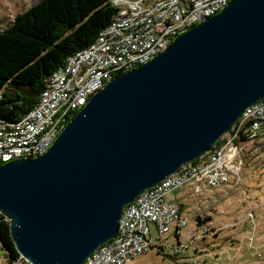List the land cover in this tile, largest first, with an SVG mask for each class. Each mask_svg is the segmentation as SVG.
I'll list each match as a JSON object with an SVG mask.
<instances>
[{"label":"water","instance_id":"95a60500","mask_svg":"<svg viewBox=\"0 0 264 264\" xmlns=\"http://www.w3.org/2000/svg\"><path fill=\"white\" fill-rule=\"evenodd\" d=\"M264 95V0H227L116 72L45 151L0 163V213L29 264H81L122 207L196 158Z\"/></svg>","mask_w":264,"mask_h":264},{"label":"built area","instance_id":"2783aa9c","mask_svg":"<svg viewBox=\"0 0 264 264\" xmlns=\"http://www.w3.org/2000/svg\"><path fill=\"white\" fill-rule=\"evenodd\" d=\"M110 1L115 10L109 22L86 46L68 54L47 75L32 106L14 120L0 114V163L45 151L95 89L116 72L147 61L175 34L217 12L227 2ZM263 139L264 95L246 106L209 149L183 162L124 204L115 235L93 249L81 264H121L145 252L156 244L150 236V225L158 236L173 225L178 235L187 219L181 202L169 199L168 191L178 186L191 187L196 192L229 186L238 180L245 145ZM180 245L187 247L188 243ZM15 260L27 262L18 253Z\"/></svg>","mask_w":264,"mask_h":264},{"label":"rangeland","instance_id":"374dc122","mask_svg":"<svg viewBox=\"0 0 264 264\" xmlns=\"http://www.w3.org/2000/svg\"><path fill=\"white\" fill-rule=\"evenodd\" d=\"M35 1L0 0V29ZM241 158L238 180L229 186L168 191L169 199L181 202L186 225L177 236L173 225L159 236L150 225L156 244L121 264H264V139L247 143ZM0 264L21 263L8 260L0 244Z\"/></svg>","mask_w":264,"mask_h":264},{"label":"trees","instance_id":"16d2710c","mask_svg":"<svg viewBox=\"0 0 264 264\" xmlns=\"http://www.w3.org/2000/svg\"><path fill=\"white\" fill-rule=\"evenodd\" d=\"M114 10L110 0H37L16 12L0 29V114L14 120L31 107L47 75L86 46ZM0 244L8 260H15L17 251L1 213Z\"/></svg>","mask_w":264,"mask_h":264}]
</instances>
